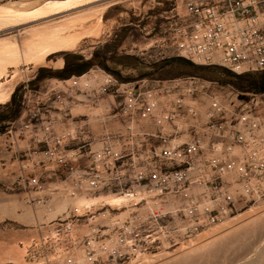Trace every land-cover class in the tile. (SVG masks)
Returning a JSON list of instances; mask_svg holds the SVG:
<instances>
[{"label":"built area","instance_id":"built-area-1","mask_svg":"<svg viewBox=\"0 0 264 264\" xmlns=\"http://www.w3.org/2000/svg\"><path fill=\"white\" fill-rule=\"evenodd\" d=\"M181 4L183 13L172 12L165 31L172 54L238 75L264 71V0ZM84 75L51 79L44 90L24 80L21 111L7 131L18 124L33 137L32 155L19 162L18 177L35 192L42 191L39 178L49 163L71 197L99 193L120 204L88 205L82 212L74 207L53 219L46 236L59 264H126L193 241L248 205H264V94L213 99L201 108L195 96L205 86L193 76L144 90L105 71L96 84ZM112 88L121 97L112 116L123 119V130L87 138L58 130L71 104L105 107ZM80 217L89 228L76 236Z\"/></svg>","mask_w":264,"mask_h":264},{"label":"rangeland","instance_id":"rangeland-1","mask_svg":"<svg viewBox=\"0 0 264 264\" xmlns=\"http://www.w3.org/2000/svg\"><path fill=\"white\" fill-rule=\"evenodd\" d=\"M7 1L0 0V4ZM101 1L71 9L76 11L85 6L102 8L98 19L101 32L98 35L83 37L73 49L51 52L46 56L45 62L30 65L28 70L22 65L18 72L10 68L7 74L0 77V88L6 87L10 90L8 99L0 103V264H59L61 256L53 252L51 249L53 246L49 244L46 236L49 231L48 225L53 219L65 216L66 212L74 207H78L82 212L88 205H92L94 209L101 205L107 207L105 202L114 207L120 205L113 195L97 193L89 197H71L68 189L55 179L53 166L49 163L42 166L43 173L39 179L43 188L39 193L35 192L26 181L19 180V177L14 180L7 178L5 171H9L10 168H5L7 166L3 163L6 162L8 165L12 162L18 149L23 154L20 159H28L30 154L32 155V147L35 143L33 137L21 132L18 124L13 126L18 133L16 136H11L7 132L10 122L18 118L21 111L20 100L24 80L31 79L34 87L41 86L40 90H44L51 79H67L72 75L78 76L84 73L82 79H88L92 84H96L102 79L105 71L111 73L119 83L133 82L139 89L146 90L157 87L165 80L193 76L205 86L204 90L195 96V101L201 108H206L213 99L227 103L230 99L236 100L238 97L250 98L255 94H264V90H253L248 82L249 79L245 76L236 77L234 72L223 66L203 65L172 54L168 47L169 36L165 31L172 20V12L183 13L181 0ZM65 13L52 15L45 20L54 18L57 21ZM92 18L90 24L97 20ZM72 56L80 57L78 61L87 62L89 66L81 69L69 65L63 70L66 59L71 60ZM91 68L95 72H89ZM248 74L254 75V73ZM159 95L161 99L162 93ZM119 99L121 97L116 95L113 88L105 95L103 105L107 107L108 113L104 112L103 106L81 101L71 104L65 111L66 115L62 116L58 130L67 128L77 130L82 132L81 137L85 138L88 135L98 137L105 132L113 134L123 130V119L112 116L116 110L113 107L114 101ZM52 111L56 110L52 109ZM17 137L20 140H17ZM94 144H99L98 138L94 140ZM13 167H16L17 171L12 173H20L17 161ZM31 169L32 165H29L25 172L30 173ZM262 207L264 209V205H248L236 215L211 226L203 231L204 233L201 232L198 235L200 238L197 236L194 241H190L192 244H197L195 241L199 243L201 236L210 230H215L216 233L223 230L222 232L226 234L224 239L214 242L215 246L210 245V249L209 247L208 250L204 249L203 253L194 254L198 257L192 255L190 258L184 257L185 260L179 258L181 262L176 261L178 258H175L176 260L171 259L172 261L161 263L264 264V219H262L264 214L254 222V225L249 223L246 224L247 226H241L242 230L239 227L238 231L231 232V228L242 223L247 217L255 216L254 213L260 211L259 209L262 210ZM242 219L244 220L240 222ZM248 226L249 228H246ZM88 228L89 226L80 217L74 227V233L79 236ZM188 243L161 247L126 264L163 261L166 255L173 256L177 253L181 246L183 250L188 246H194ZM77 255L80 256L79 251Z\"/></svg>","mask_w":264,"mask_h":264},{"label":"bare ground","instance_id":"bare-ground-1","mask_svg":"<svg viewBox=\"0 0 264 264\" xmlns=\"http://www.w3.org/2000/svg\"><path fill=\"white\" fill-rule=\"evenodd\" d=\"M96 1L101 0H8L3 4L1 3L0 77L7 74L10 68H13L14 72H18L22 65L28 70L30 65L43 63L46 61V56L51 52L60 49H73L84 36L98 35L101 32V24L98 19L102 8L85 6L76 11L71 10L75 7L88 5ZM106 1L113 2L116 0ZM63 12L66 13L57 21H55L54 18L45 20L47 17ZM92 17L97 20L90 24L89 22ZM14 32H17V34H14ZM17 35L22 36L18 37ZM9 95L10 90L8 88H0V103L5 102ZM259 210L260 211L257 213H254L255 216L252 218L247 217V219H242L240 221L242 222L244 220L242 223L238 225L235 224L236 226L231 228V232L237 230L239 227L241 229V226H245L249 223H253L252 225H254V222L257 219L259 220L264 214L263 207L262 210ZM262 219L264 218L262 217ZM246 228H249V226ZM222 231L217 233L215 230L207 231V233L205 232V234L201 236L202 238L204 236V238H201L199 243L195 241L197 244L194 245V243L192 244V242H189L194 246H188L187 249L184 248V250L181 249L182 246L181 248L178 247L179 250L177 251L176 249L177 253H174L173 256L166 255L163 261L159 262L155 259L157 262L151 261L146 263V261H144V263L160 264L161 262L170 261L171 259L174 260L175 258H178L177 260L175 259L176 261L181 262L179 258H190L192 255L197 256L194 254L202 252L204 249L208 250L210 245L215 246L214 242L218 239L220 240L226 234ZM210 234L213 236L210 237ZM198 237L200 238V236ZM168 263L166 262L165 264Z\"/></svg>","mask_w":264,"mask_h":264},{"label":"trees","instance_id":"trees-1","mask_svg":"<svg viewBox=\"0 0 264 264\" xmlns=\"http://www.w3.org/2000/svg\"><path fill=\"white\" fill-rule=\"evenodd\" d=\"M79 59L80 57L78 56H72L71 60L66 59L63 70H66L69 65H73L75 68H81V69H84L89 66V63L87 62L80 63L78 61ZM235 76L239 78H242L245 76L246 79H249L248 82L250 83L251 88L253 90H260V91L264 90V71L254 72V75H250L247 73L244 75L235 74Z\"/></svg>","mask_w":264,"mask_h":264},{"label":"crops","instance_id":"crops-1","mask_svg":"<svg viewBox=\"0 0 264 264\" xmlns=\"http://www.w3.org/2000/svg\"><path fill=\"white\" fill-rule=\"evenodd\" d=\"M85 37V36H84ZM62 50H66V49H62ZM60 51V50H59ZM62 67V66H60ZM9 133V132H8ZM11 136H16L18 133L16 131H12L9 133ZM17 140H20L18 137L16 138ZM12 155V154H11ZM23 156V154L20 153L19 149L18 151H16L15 156L13 157V161L9 162V164L7 165L6 162H4L3 164L7 167L5 168H10L8 169L9 171H5V175L7 176V178H9V180H14L15 178L18 177L19 173H12V171H17L15 166L16 161H17V165H19V162L21 161L20 157ZM14 164V165H13ZM9 166V167H8Z\"/></svg>","mask_w":264,"mask_h":264}]
</instances>
